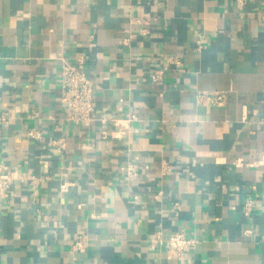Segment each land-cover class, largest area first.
Listing matches in <instances>:
<instances>
[{
	"label": "crops",
	"instance_id": "obj_1",
	"mask_svg": "<svg viewBox=\"0 0 264 264\" xmlns=\"http://www.w3.org/2000/svg\"><path fill=\"white\" fill-rule=\"evenodd\" d=\"M65 63L93 81L98 121L66 119ZM14 170L0 264H264V0H0ZM177 232L196 241L183 258Z\"/></svg>",
	"mask_w": 264,
	"mask_h": 264
},
{
	"label": "built area",
	"instance_id": "obj_2",
	"mask_svg": "<svg viewBox=\"0 0 264 264\" xmlns=\"http://www.w3.org/2000/svg\"><path fill=\"white\" fill-rule=\"evenodd\" d=\"M145 27L142 34H148L147 26L150 22L146 19L139 21ZM172 61V58L169 59ZM165 69L155 70L152 74V80L155 84L163 82ZM95 87L93 81L88 77L84 70L75 64L65 63L61 72V102L66 108V119L72 123H88L98 121L97 105L94 99ZM202 98L213 105H221L225 101L223 94H214L210 96L202 95ZM131 116L129 120L134 119ZM129 122V121H128ZM28 136L39 138L40 132L30 130ZM23 173L19 171L2 172L0 171V197L8 194L11 183L15 180L22 179ZM178 209V207H177ZM178 211V210H177ZM87 236L80 235L75 244L74 249L82 250L87 246ZM162 239L159 237L151 242V247L155 248L157 244H161ZM166 247L176 254L179 258H183L196 245V241L188 238L183 232L172 234L165 240Z\"/></svg>",
	"mask_w": 264,
	"mask_h": 264
}]
</instances>
